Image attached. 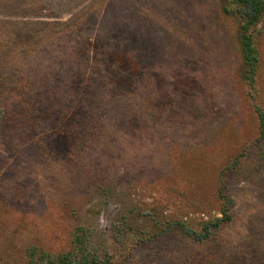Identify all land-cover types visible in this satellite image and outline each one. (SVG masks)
Listing matches in <instances>:
<instances>
[{
    "label": "rangeland",
    "instance_id": "rangeland-1",
    "mask_svg": "<svg viewBox=\"0 0 264 264\" xmlns=\"http://www.w3.org/2000/svg\"><path fill=\"white\" fill-rule=\"evenodd\" d=\"M229 1L0 0V264H264V13L245 63Z\"/></svg>",
    "mask_w": 264,
    "mask_h": 264
},
{
    "label": "trees",
    "instance_id": "trees-1",
    "mask_svg": "<svg viewBox=\"0 0 264 264\" xmlns=\"http://www.w3.org/2000/svg\"><path fill=\"white\" fill-rule=\"evenodd\" d=\"M230 4L236 5L234 10H236L237 14L244 18V23H241L240 29V39H241V49L243 54V59L245 63H252L254 60L253 48L251 47L249 36L246 33V28L249 25L255 23L262 13H264V0H230ZM258 126H259V134L264 138V110H258ZM230 204L226 203L222 205L220 209V217H216L213 220H206L202 222L201 229L199 231L193 230L187 226L178 223V228L186 234L188 237L195 241H201L206 239L211 230L217 228L221 222L228 221L229 215L227 209ZM68 257L65 256V260ZM81 262L78 264H82L83 258L80 260Z\"/></svg>",
    "mask_w": 264,
    "mask_h": 264
}]
</instances>
